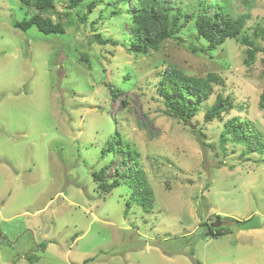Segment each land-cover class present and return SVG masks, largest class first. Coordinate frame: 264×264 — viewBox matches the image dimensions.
I'll use <instances>...</instances> for the list:
<instances>
[{
  "label": "rangeland",
  "instance_id": "obj_1",
  "mask_svg": "<svg viewBox=\"0 0 264 264\" xmlns=\"http://www.w3.org/2000/svg\"><path fill=\"white\" fill-rule=\"evenodd\" d=\"M90 1L96 9L71 11L65 34L45 35L14 27L32 16L22 0H0V264H264V154L220 145L234 117L264 140V0H226L231 17L248 18L215 51L192 50L207 45L192 21L146 57L127 52L135 0ZM163 1L193 17L202 9L199 0ZM96 33L117 46L95 43ZM242 38L259 49L252 66ZM168 66L219 78L191 123L165 113L158 87ZM110 85L123 90L118 99ZM217 94L234 107L206 123ZM119 135L140 153L151 212L126 215L129 189L103 195L93 179L103 167L108 181L123 179L120 155H103ZM253 217L261 227L242 230ZM205 221L231 233L213 235Z\"/></svg>",
  "mask_w": 264,
  "mask_h": 264
},
{
  "label": "trees",
  "instance_id": "obj_2",
  "mask_svg": "<svg viewBox=\"0 0 264 264\" xmlns=\"http://www.w3.org/2000/svg\"><path fill=\"white\" fill-rule=\"evenodd\" d=\"M89 1L65 0L64 10L59 12L56 0H22L32 16L29 19L15 23L14 27L22 31H28L32 27H36L45 35L65 34L66 29L74 25L71 11L85 5H87V13H92L96 9L95 4H88ZM198 4L201 5L202 9L193 17L186 14L183 9H177L163 0H135L136 11L129 14L132 21V32L129 36L130 44L127 52L144 57L151 52H157L166 41L178 40L177 35L192 21H195L198 36L207 42L205 46H191L194 52L215 51L219 46L224 45L226 40L239 38L246 25L247 16L231 17L228 14L226 0H199ZM211 8L214 9V15L210 13ZM114 14H116V17L120 16L118 12H114ZM81 21L85 23L87 15L83 16ZM93 25H95V22ZM260 33L264 36V29L260 30ZM93 40L99 45L111 44L117 46L115 40L105 39L101 33H96ZM240 42L247 47L245 63L252 66L256 61L259 49L249 38H242ZM218 81L219 78L215 74H208L207 77L189 76L182 70L168 66L158 87L167 108L165 113L167 116L174 117L184 123H191L192 119L201 112V105L214 95L215 84ZM110 91L113 99H118L123 94L122 89L113 85H110ZM122 104L124 106L126 102ZM260 106L264 109V79ZM233 107L234 102L232 99L217 94L215 101L206 109L205 122L211 123L222 118ZM225 142L244 146L246 149H244L243 155L264 154L262 135L254 124L248 120L240 121L237 117L228 120L225 123L220 140L223 151ZM108 153L120 155V164L129 167L123 172L117 170L123 176L122 180L114 178L111 182L106 179L107 167L93 172V179L98 183L101 194L108 195L124 185L130 193V198L126 201L125 214L128 215L133 206H140L146 212H151L154 209L155 196L143 170L139 168L140 153L122 135H119L118 138H112L108 142V147L103 150V155L106 156ZM245 222H239V225ZM208 223V221H205L201 224L209 226L213 235L220 236L231 233L230 229L226 231L219 229L215 233ZM29 260L35 263L32 257H29Z\"/></svg>",
  "mask_w": 264,
  "mask_h": 264
},
{
  "label": "water",
  "instance_id": "obj_3",
  "mask_svg": "<svg viewBox=\"0 0 264 264\" xmlns=\"http://www.w3.org/2000/svg\"><path fill=\"white\" fill-rule=\"evenodd\" d=\"M260 227H261V222L259 217H253L252 219L246 221L241 225V229L244 231L258 229Z\"/></svg>",
  "mask_w": 264,
  "mask_h": 264
}]
</instances>
